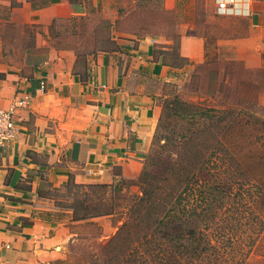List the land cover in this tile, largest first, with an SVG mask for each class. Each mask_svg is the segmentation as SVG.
Here are the masks:
<instances>
[{"label": "rangeland", "instance_id": "rangeland-1", "mask_svg": "<svg viewBox=\"0 0 264 264\" xmlns=\"http://www.w3.org/2000/svg\"><path fill=\"white\" fill-rule=\"evenodd\" d=\"M115 3L116 15L107 6H93L86 17L54 23L46 34L49 38H37L36 43L73 48L81 59L85 50H116L119 41L113 36L120 30L151 33L163 29L168 39L155 44V54L168 66L167 74L144 80L147 93L161 109L151 145L136 154H121L108 164L77 166L63 152L48 151L26 152L11 166L0 161V229L12 235L9 243L0 246V258L13 259L10 264H117L122 258L120 264L142 260L143 264H158L160 233L154 232L147 245L143 228L138 226L141 215L132 216L143 195L138 180L146 168L153 165L163 171L186 145L205 150L213 143L214 132L226 133L235 121L242 134L263 137L264 144V50L258 55L245 50L243 61L234 50H206L205 58L190 61L182 57L179 39L172 37L174 25L171 15L160 11L161 0ZM188 5L186 13L191 8ZM157 17H168V23H157ZM31 52L36 54V63L43 61V50ZM194 137L196 141L190 142ZM177 207L184 206L179 203ZM106 210L107 214H98ZM179 223L182 230L175 233L186 232V236L176 237L181 241L174 257L202 254L200 240L207 248L210 244L208 253L218 259H209L207 264H233L235 255L227 258L212 240V232H203L198 220L187 215ZM130 245L133 252L127 253ZM245 259V264H264V243L253 247Z\"/></svg>", "mask_w": 264, "mask_h": 264}, {"label": "crops", "instance_id": "crops-1", "mask_svg": "<svg viewBox=\"0 0 264 264\" xmlns=\"http://www.w3.org/2000/svg\"><path fill=\"white\" fill-rule=\"evenodd\" d=\"M217 5V0H161L159 9L171 15L182 57L197 62L206 50H234L243 61L245 50L260 54L264 0H236L226 13ZM93 6H107L116 15L115 0H0V108L31 97L30 105L17 111L19 136L2 163L11 166L26 152L48 151L63 152L77 166L108 164L150 147L161 109L144 80L167 74L168 66L155 54V44L168 39L163 29L120 30L113 36L116 50H85L81 59L73 48L36 43L49 38L54 23L86 17ZM167 18L156 22L168 23ZM30 50H43V61L36 63ZM2 231L0 246L12 237ZM13 262L0 258V264Z\"/></svg>", "mask_w": 264, "mask_h": 264}, {"label": "trees", "instance_id": "trees-1", "mask_svg": "<svg viewBox=\"0 0 264 264\" xmlns=\"http://www.w3.org/2000/svg\"><path fill=\"white\" fill-rule=\"evenodd\" d=\"M238 125L235 121L224 134L214 132L213 143L205 150L196 144L186 145L163 171L149 164L150 168L140 176L143 195L132 209V216L141 215L137 221L147 245L154 232L160 233L161 241L156 245L158 264H207L209 259L218 260L208 253L209 243L207 248L205 241L195 238L202 254L174 257L172 253L181 241L176 237L186 236V232H175L182 226L181 218L187 215L199 221L203 232H212V240L227 258H234L231 253L235 255L233 264H245L253 247L264 243L263 137L254 139L250 132L242 134ZM245 136L250 149L244 145ZM196 139L190 138V142ZM179 203L187 210L178 208ZM132 248L130 245L127 253ZM148 249L147 246L145 254Z\"/></svg>", "mask_w": 264, "mask_h": 264}, {"label": "built area", "instance_id": "built-area-1", "mask_svg": "<svg viewBox=\"0 0 264 264\" xmlns=\"http://www.w3.org/2000/svg\"><path fill=\"white\" fill-rule=\"evenodd\" d=\"M236 0H217V8L221 13L230 12ZM42 89L45 88L43 83ZM30 96L25 95L22 98L14 100L7 108H0V157L4 156L7 149L17 141L20 128L17 125V111L20 108L27 107Z\"/></svg>", "mask_w": 264, "mask_h": 264}]
</instances>
